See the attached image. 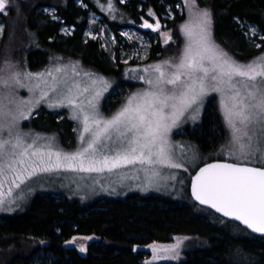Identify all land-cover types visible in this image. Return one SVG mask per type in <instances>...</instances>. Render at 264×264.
Returning <instances> with one entry per match:
<instances>
[{
    "label": "snow or ice",
    "instance_id": "1",
    "mask_svg": "<svg viewBox=\"0 0 264 264\" xmlns=\"http://www.w3.org/2000/svg\"><path fill=\"white\" fill-rule=\"evenodd\" d=\"M13 2L0 0V13ZM188 7L191 19L182 29L187 37L182 53L143 69L149 75L138 79L148 87L128 96L109 117L99 111V99L110 87L102 77L91 78L85 73L90 83L70 84L66 78L53 76V72L65 71L55 67L47 72L51 82L43 80L46 88H41L40 82L29 88L31 92L39 90L38 98L17 100L14 86L25 87L24 81H40L44 74L0 65V205L5 202L6 184L10 196L14 188L44 173H112L136 164L180 168L172 161L168 133L186 114L197 119L205 97L216 92L221 95L231 143L240 153L233 155L240 162L201 168L192 178V196L252 232L264 234V55L246 64L234 60L212 39L211 13L196 8L195 0H189ZM149 15L153 13L149 11ZM142 27L156 32L160 25L145 20ZM162 35L167 43L170 37ZM49 91L55 99L48 106L70 108V118L80 125V145L74 152L54 150L52 138L41 144L38 141L44 138L36 136L28 142L27 134L19 131V121L30 117L32 107L51 99ZM180 244L178 239L165 250L178 254L175 250ZM79 250L86 249L81 246Z\"/></svg>",
    "mask_w": 264,
    "mask_h": 264
},
{
    "label": "rangeland",
    "instance_id": "2",
    "mask_svg": "<svg viewBox=\"0 0 264 264\" xmlns=\"http://www.w3.org/2000/svg\"><path fill=\"white\" fill-rule=\"evenodd\" d=\"M120 1L121 3L127 4L128 8L131 7L133 9L132 12L136 15L134 18L128 15L124 16V12L118 10L119 7L115 4L114 0H96L99 9L106 14L108 13V19L117 20L120 23L116 36L110 22L102 13L90 10L82 0H76L78 5L88 9L87 23L83 30L82 40L83 42L91 40L96 43L105 69L88 67L82 63L80 58L62 53L50 54L44 62L38 65L31 64L29 59H27L26 53H18L22 34L9 19L12 17V10L16 9L18 11L20 6L14 0L13 4L6 8L5 13H0V65L11 64L19 72L44 74V77L40 81H24L26 84L25 87L14 86V93L17 100L38 98L40 95L39 90L31 92L29 88L34 87L37 82H40L41 88H46L47 86L43 83V80L46 79L49 83L51 82L52 77L47 76V72L53 70L55 67H61L65 71L59 74L53 72V76L66 78L70 84L73 81H79L81 86H83L85 83H90L91 78L100 77L107 81L110 87L99 99V111L105 117L111 116L120 109L128 96L147 88V84L138 79L140 76L149 75L143 69L148 68L149 65L160 64L164 60L178 57L187 43V37L182 29L191 19V12L188 7L189 0H152L156 8L151 5V0L150 4L143 0H141L143 2H131L130 0ZM195 7L201 11L207 10L211 13L212 39L221 50L226 52L234 60L246 64L264 55V48L256 51L261 45L263 36L255 22L237 17L234 18L236 28L244 40V45L250 52V54L245 56H236L216 39L213 14L209 7L198 4L197 0H195ZM149 11L153 13L152 16L149 15ZM37 13L44 20L58 21V34L63 37L72 34L74 27L64 22L55 7L41 6L37 9ZM8 20L12 25L6 33ZM145 20L151 24L159 21V31L154 32L151 29L142 27ZM162 33H167L168 37H170L167 43L164 42L165 37ZM155 46L158 47L155 49L153 56H151V49ZM76 73H79V75H76ZM85 73H90L91 78L85 76ZM49 97L51 99H45L38 106L32 107L31 115L28 119L19 121V131L27 134L25 138L28 142H31V139L36 136L44 138L38 141L41 144L47 143V138H52L54 150L58 149L67 153L74 152L80 145V125L77 121L70 118V108L49 107V103L55 99L50 91ZM220 100L221 95L219 93H210L205 97L197 119H190L186 114L179 125L172 128L168 133L172 161L179 163L181 165L180 168H169L164 165L142 166L136 164L115 170L112 173L85 174L59 171L40 174L21 185L20 188H14L10 196L7 195L8 185L6 184L4 186L5 202L3 205H0V218L3 215L21 211L32 196L38 192L52 194L57 199L66 196L83 203L90 202L98 196L125 199L131 193H152L169 197L179 203L194 202L197 209L207 213L209 209L197 204L190 195L189 183L193 173L199 166L211 160L240 162L233 155L234 152L236 156H239L240 153L238 146H234L231 143L232 138L229 129L226 127ZM106 101L109 103H106ZM210 101H213L218 109L222 129L220 130L221 138L218 145L210 149H205L196 141L185 137L184 128L188 125L196 126L201 123L205 108ZM44 110L56 119H60L65 115L72 121L71 129L73 131V137L71 141L64 144L57 131L40 130L31 123L32 117ZM4 136L7 138L6 132ZM256 166L261 165L256 164ZM153 172H158L159 175H153ZM173 176H175V179L171 178ZM216 216L218 215L216 214ZM218 222L220 224L230 225V230L236 234L248 233V230L237 222L228 220L222 216H218ZM96 239H98V236L95 234H76L70 237L69 240H73L74 243L72 245L78 253L84 255L87 252V244ZM178 239L181 241L179 248L175 250L178 254L165 250L169 245L176 244ZM207 245L208 239L206 237L191 234H177L167 242L150 241L136 244L135 247L142 252L143 264H158L163 262L177 263L184 258L187 250ZM81 246L86 249L84 252L79 250ZM153 247L156 249L155 252L153 251ZM51 257L49 253L41 252L34 258V261L36 263L49 261Z\"/></svg>",
    "mask_w": 264,
    "mask_h": 264
},
{
    "label": "trees",
    "instance_id": "3",
    "mask_svg": "<svg viewBox=\"0 0 264 264\" xmlns=\"http://www.w3.org/2000/svg\"><path fill=\"white\" fill-rule=\"evenodd\" d=\"M82 1L88 9L102 13L117 36L120 23L108 19V13L99 9L96 0ZM130 1L151 3L150 0ZM16 2L19 10L13 9L9 19L22 34L18 53H26L31 64L38 65L50 54L62 53L80 58L88 67L105 69L96 43L82 40L87 8H82L76 0ZM114 2L124 16H136L127 4L120 0ZM197 2L209 7L216 39L234 55L250 54L234 18L255 22L264 37V0ZM151 5L155 7L153 1ZM41 6L55 7L64 22L74 27L72 34L63 37L58 34V21L39 17L37 9ZM11 23L8 20L6 33ZM157 47L151 49V56ZM263 48L264 39H261L256 51ZM45 113L44 110L33 116L31 123L40 130L57 131L64 144L71 141L72 121L65 115L56 119ZM221 129L218 109L210 101L201 123L186 126L184 136L210 149L218 145ZM218 216L213 211L206 213L197 209L194 202L179 203L152 193H131L125 199L98 196L83 203L66 196L57 199L52 194L38 192L21 211L1 216L0 264H143L142 252L136 249V244L167 242L177 234L206 237L208 245L187 250L184 258L177 263L158 264H264V236L249 231L236 234L230 230V225L220 224ZM76 234H95L98 239L87 244V252L83 255L78 253L73 243L67 242ZM41 252L49 253L51 259L36 263L34 258Z\"/></svg>",
    "mask_w": 264,
    "mask_h": 264
},
{
    "label": "water",
    "instance_id": "4",
    "mask_svg": "<svg viewBox=\"0 0 264 264\" xmlns=\"http://www.w3.org/2000/svg\"><path fill=\"white\" fill-rule=\"evenodd\" d=\"M214 163H235V162H228V161H223V160H211V161H209V162H207V163L202 164L201 166H199V167L196 169V171L194 172V174L192 175V177H191V181H190V185H189V190H190L191 196H192V178H193V177L199 172V170H200L201 168H203V167H205V166H207V165H209V164H214ZM249 166H252V165H249ZM255 166H256V165H255ZM258 167H259V166H258ZM192 198H193V200H194L196 203H198L199 205H201L198 201H196V200L194 199L193 196H192ZM202 206H204V207L210 209L211 211H213V212L216 213L217 215L224 217L221 213L216 212L215 209H213V208H211V207H209V206H207V205H202ZM224 218H226V219H228V220H231V221H234V222H237L239 225H241L242 227L246 228V226L240 224V222L235 221L234 219H230V218H227V217H224ZM246 229H247V228H246ZM247 230H248L249 232L253 233L254 235L264 236V234L254 233V232H252V231L249 230V229H247Z\"/></svg>",
    "mask_w": 264,
    "mask_h": 264
}]
</instances>
